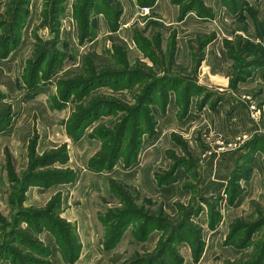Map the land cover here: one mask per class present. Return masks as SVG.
I'll list each match as a JSON object with an SVG mask.
<instances>
[{"label":"rangeland","instance_id":"obj_1","mask_svg":"<svg viewBox=\"0 0 264 264\" xmlns=\"http://www.w3.org/2000/svg\"><path fill=\"white\" fill-rule=\"evenodd\" d=\"M173 1L160 0L163 16L122 11L116 32L93 13V35L82 41L77 0H63L58 20L55 0H0V264H264V103L247 91L248 128L230 139L207 117L191 123L211 95L193 76L202 48L182 50L212 30L227 38L242 28L227 49L229 86L239 91L259 68L257 12L249 0L242 16L222 0H199L213 17L190 11L180 22L184 3ZM136 31L150 41L160 34L159 47L141 50ZM137 69L145 78H106L85 91L96 76ZM170 78L198 87L186 112L174 89L166 100L149 94L154 80L162 90L177 85ZM95 104L105 111L78 123ZM152 163L146 189L136 170ZM164 187L173 192L161 195Z\"/></svg>","mask_w":264,"mask_h":264},{"label":"crops","instance_id":"obj_2","mask_svg":"<svg viewBox=\"0 0 264 264\" xmlns=\"http://www.w3.org/2000/svg\"><path fill=\"white\" fill-rule=\"evenodd\" d=\"M121 1L123 3V0ZM125 1L127 2V5H131V8L129 9L126 6L122 5V11L124 16H129L130 19L132 18V20H136L138 19V17L140 18V16H138V10H140V8L138 7L136 0ZM249 2L250 5L253 6V9L257 12L259 20L258 24L263 25L264 16L262 18L260 17L259 10H264V0L259 1V3H262L261 6H257V2L251 0H249ZM111 3L113 5V8L116 9V2L111 0ZM161 5L162 4L160 0H158L156 5L150 9V14H157L158 16H163L165 13V9ZM187 16H185L183 20H185ZM246 17L248 24L251 25L252 28H254L255 21L249 15H247ZM96 19L98 21L96 22V20H94V22L98 27V25H101V21L97 17ZM181 21L182 20H180V22ZM227 30L231 32L233 29L228 27ZM238 30L239 31H232L231 33H229L227 38L219 36V34L216 33L215 30H212V32L210 33L209 36H214V41L209 43L205 47V49L202 50L204 57L198 63L199 65H196L197 68L193 76L196 83L200 84L207 90L204 94H210L211 97L209 100V104H206L202 110H199L197 112V115L190 113L187 118V120L189 121L192 116H195V119L190 121L191 123H193L195 122V120L197 121V119L199 120L203 116L207 117L213 129H215L217 133L223 134L224 137L229 139L233 138L239 132L246 130L248 128V123L250 122L248 120L249 107L248 104L245 103V99L243 98V96L248 95L247 93L253 90L255 94L259 95V97L264 103V65L260 66L256 70V73L252 77L247 79V81L239 84V91L236 92L229 86L230 78L232 79L230 73L233 62L229 59L227 48L229 49V47L232 46L234 40H236V37H245V32L243 31V29L241 28ZM199 38L201 37L199 36L196 38L195 44L187 42L183 43L184 47L182 50H187V52L190 53V57L192 55L196 56L197 53L201 52L200 45H198ZM188 39L190 40V38ZM259 42L264 47V38L260 37ZM192 45L193 49L191 50L189 47ZM196 60H199V57ZM187 65L188 63L184 64L185 67ZM185 76H187V74H184V77ZM202 100L203 99L201 97L200 101L202 102ZM212 106H214L215 108H211ZM262 112L264 115V104L262 106ZM185 121L186 119L183 122L179 121L180 127H186ZM168 124H171V122H169ZM198 128V126L197 128L195 126L193 130H196ZM258 159L259 158H257L256 161H258ZM152 169L153 163L149 164V166L143 168L141 171L136 170L138 174L136 175L135 180L139 179V183L141 184V186H143V188L153 189L154 183L152 180V175L150 174ZM171 188L172 187H164L157 190H161V195H170V193L173 192V189L171 190Z\"/></svg>","mask_w":264,"mask_h":264},{"label":"trees","instance_id":"obj_3","mask_svg":"<svg viewBox=\"0 0 264 264\" xmlns=\"http://www.w3.org/2000/svg\"><path fill=\"white\" fill-rule=\"evenodd\" d=\"M116 2L117 4V8H113V5L111 3V0H77V2L75 3V7H74V11H75V17L78 21L79 24V28H80V32H81V40L85 41L86 39L90 38L93 35V27H92V17H93V13H97V14H102L104 15L108 20H109V24H110V29L112 30V32H116L119 28V24H120V18L122 16V8L118 5V0H113ZM158 0H136V3L138 5L139 8H152L156 5ZM184 0H174L173 3H178L179 5H182V15H181V20H183V18L186 16V14L190 11H195L196 14L200 17V18H208V17H213V12L211 10H209L207 7H205L203 5V3L199 0H189L188 2H183ZM224 5L226 6V8L236 14L237 12H239L240 16H242L243 11L246 9L247 11H251L250 8L248 7L247 3L245 2V0L243 2H241L240 0H222ZM62 3L63 0H55L54 2V14L55 17L54 19L58 20V17L62 14L63 10H62ZM258 33L260 34L261 38H264V24L263 25H259L258 28ZM134 38L137 41L139 47L141 48V50L145 51V52H150L152 50V48L154 47H159V42H160V34L156 35L155 37H153V39L150 41L147 38H144L141 36L140 32L136 31L134 34ZM175 38V37H174ZM172 39V42L169 43V46L171 45L172 49H175V39ZM214 36H209V37H205L203 39H199L198 43L200 45V48H202V50L213 40ZM240 43V42H239ZM242 45V44H241ZM6 49L10 50V46H11V42H7L6 43ZM233 47L230 46L229 47V52H232ZM254 48V53H252L251 55H255L257 57V61L254 64H257L259 67L264 65V49L261 45L257 46V47H253ZM172 50V51H173ZM246 50V49H245ZM247 51V50H246ZM153 52V51H151ZM150 52V53H151ZM246 53V52H245ZM203 55V53H202ZM152 56V55H150ZM229 57H235L234 54H228ZM203 59V57H201L200 61ZM41 64H39L38 66H40ZM199 65V64H198ZM113 75H109L107 76L105 73L102 76H96V78H93V80H91V82H89V85L85 88V91L89 90L92 86L97 85L99 83V81L104 80L106 78H128L130 77V79L132 80H139V79H143L145 78L144 73L142 70L137 69L135 72H131V73H126V72H111ZM36 74V72H35ZM107 77H106V76ZM33 78L35 80H37V74L35 76H33ZM168 79V78H167ZM165 81V79L163 80ZM162 81V82H163ZM168 82L172 83H177V85H173V84H169L167 83V86H165L164 90H162L163 88H159L160 86L158 85L161 82H158V80H154L151 82V84L148 86L150 92L152 95L153 94H158L161 93L165 100L167 99V92L169 89H174L177 91L178 94V104L179 106L183 109L184 112L187 111L188 106H189V102L192 96V93H194L195 91H193L195 88L197 89L198 87L196 85H193L194 87H190V85H192V83H189L184 90H182V87H184L183 85H185V80H177L176 78H170L168 80ZM36 85L38 83V81L35 82ZM187 84V83H186ZM35 86V85H34ZM182 86V87H181ZM76 88H80L82 89V87L76 86V87H70V89L67 91V95L70 94L72 92L73 89ZM160 89V90H159ZM162 90V91H161ZM199 90L201 91L200 93H203L204 89H202L201 87H199ZM183 91V92H181ZM193 91V92H192ZM198 91H196L195 93H197ZM66 95V94H65ZM184 95V97H183ZM105 111L103 109V107H101L99 104H95L92 107H90L88 110H86V112H82L78 118V123L81 122H85L88 119L93 118L94 114L95 116L99 115L100 112ZM142 112L143 110L141 109V111L139 110V116L142 117ZM86 123V122H85ZM151 132V131H150ZM153 132H151L152 134ZM138 148V147H137ZM136 148V151H137ZM107 167V163L104 161L101 164V168ZM140 264V263H139Z\"/></svg>","mask_w":264,"mask_h":264},{"label":"built area","instance_id":"obj_4","mask_svg":"<svg viewBox=\"0 0 264 264\" xmlns=\"http://www.w3.org/2000/svg\"><path fill=\"white\" fill-rule=\"evenodd\" d=\"M150 13V8H142L138 16L145 17Z\"/></svg>","mask_w":264,"mask_h":264}]
</instances>
